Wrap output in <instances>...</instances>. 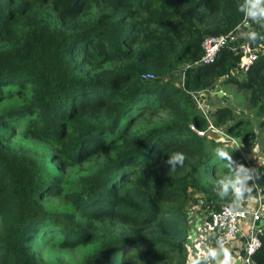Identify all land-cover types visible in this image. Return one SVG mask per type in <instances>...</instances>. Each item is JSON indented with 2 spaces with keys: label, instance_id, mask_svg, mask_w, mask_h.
Returning a JSON list of instances; mask_svg holds the SVG:
<instances>
[{
  "label": "trees",
  "instance_id": "16d2710c",
  "mask_svg": "<svg viewBox=\"0 0 264 264\" xmlns=\"http://www.w3.org/2000/svg\"><path fill=\"white\" fill-rule=\"evenodd\" d=\"M240 2L0 0V98L7 85L28 83L30 91L28 102L7 109L6 116L29 115L30 133L59 144L57 154L67 164L103 153L64 193L70 208L50 212L42 198L60 189V178L31 156L6 151L0 139V264H40L32 242L52 239L53 232L64 246L93 241L83 264L192 262L186 213L191 192H201L208 211L232 203L217 195L228 168L214 149L223 144L191 127L202 129L209 113L218 121L232 109L216 106L204 113L193 91L224 76L223 84L232 82L246 92L249 107L264 114V52L242 77L236 71L240 52L231 44H224L212 62H198L203 37L245 22L237 11ZM90 6L96 8L93 14ZM79 57L113 65L106 74L91 76ZM183 62L190 65L178 85L165 73ZM147 72L153 76L144 77ZM159 112H167V118L131 130L143 114ZM228 150L249 167L235 149ZM175 152L186 159L172 169L165 161ZM220 161L221 175L212 180ZM258 170L264 183V165ZM259 235L253 259L264 264V231Z\"/></svg>",
  "mask_w": 264,
  "mask_h": 264
},
{
  "label": "rangeland",
  "instance_id": "374dc122",
  "mask_svg": "<svg viewBox=\"0 0 264 264\" xmlns=\"http://www.w3.org/2000/svg\"><path fill=\"white\" fill-rule=\"evenodd\" d=\"M95 9V7L90 6V14H93ZM89 16L92 17V15ZM246 22L251 25V30L260 33V31L264 29V27L248 21H245L243 25ZM248 30L249 28H245V32H242L246 33ZM79 60L83 62L82 69L88 71L91 76L100 77L106 74L107 70L113 65V62L109 64V61L106 63H99L96 62V60L83 61L80 57ZM186 65H190V63L183 62L175 64L168 69L165 76L174 83L181 85ZM238 76L242 77V73ZM223 78L224 76L218 77L208 88L193 91L195 102L202 111L204 110L209 113L216 106H229L232 109V114L230 116H221L218 121L216 118L211 117L209 113L208 124L202 129L207 139L226 142L230 147L235 149L245 161H248L249 167L258 169L260 166L264 165V114H256L255 110L251 109L248 105L246 92L238 89L232 82L223 84L221 81ZM16 86L17 87H15L14 84V86L7 85L4 87V96L0 98L1 142L6 151L21 152L31 156L42 165L44 171L52 175H57L60 178V189H57L53 194L43 196L42 202L45 208L50 212H63L70 208V202L65 197L64 193L70 189H74L79 177L83 173L88 172L92 166L101 160L103 153L96 151V153L90 155L88 159L81 162L72 164L65 163L57 154L59 144L46 139L36 138L30 133L28 128L29 115L19 120H14L6 116L7 109L23 105L27 103L30 98L28 83L22 84V87H19V84H16ZM147 115L148 118L146 119ZM155 115L156 116L151 117L149 113L143 114L145 117L140 118L139 122L131 126V130L137 128L144 130V126L146 127L148 124L159 123L160 119H166L168 116L167 112H159ZM215 121H217V123ZM233 123L234 126L232 129L228 130L229 125ZM244 134L245 139H243ZM223 166L224 162H218L215 172L210 176L212 180L217 179L218 175H221ZM223 174H227V172L223 171ZM220 178L221 176H219V179ZM255 185H257L258 188L255 189V193L250 197V200L254 201L260 194L262 196L260 223H262L264 229V183H260V180H258ZM200 193L201 192H195L194 190L191 192L193 200H189L186 210L188 227H191L187 241V253L192 262H188V264H193V262L197 260H199L200 264H217V261L211 258L207 260L204 259L205 254L210 248L207 247V251H205L206 249L204 250L201 247L202 242L205 243V246H208L209 240H205L204 229H202L203 234L199 233L202 223L200 222L197 224L198 219L202 217L201 212L206 210L203 205L205 201L201 198L202 196ZM194 198L196 199L194 200ZM204 217L206 216L204 215ZM110 222L111 221L107 222L106 225L110 224ZM90 224L87 225L89 226ZM100 226H98V228ZM242 231L243 228H241V232ZM49 235H54V237L52 239L38 238L34 239L32 242V250L40 264H83L84 257L94 247V243L91 240L84 241L75 246H64L56 240L58 235L56 232L50 233ZM211 244V248H215L216 244L212 242ZM227 245H230V242L227 243ZM220 257L219 259L222 260L223 258ZM240 257L241 256H238L237 259Z\"/></svg>",
  "mask_w": 264,
  "mask_h": 264
},
{
  "label": "built area",
  "instance_id": "2783aa9c",
  "mask_svg": "<svg viewBox=\"0 0 264 264\" xmlns=\"http://www.w3.org/2000/svg\"><path fill=\"white\" fill-rule=\"evenodd\" d=\"M244 21H246L244 19ZM244 23V22H243ZM243 23L236 28L222 34H212L203 37L201 41L202 54L199 58L200 63L212 62L220 48L224 44H231L232 48L237 49L240 52V58L236 71L245 72L248 67L256 60L260 52H264V45L261 42H252L247 38H242L240 41H236L238 37L243 33ZM245 24H248L247 22ZM144 77H152L151 72L143 74ZM204 113H207L203 110ZM194 128L199 134H204L203 129H199L193 124ZM258 186H256V189ZM254 201L248 198L245 204L239 206H233L232 203H222L219 207L213 208L205 214L206 217L198 219L199 224L203 219L205 240H209L208 246L205 243H201V247L207 251V247L211 248L212 243L216 244L215 248L220 247V242L223 243V247L228 250L231 255L234 264H255L253 254L261 246L260 233L264 231L262 223H260L261 209H262V196ZM198 226V225H196ZM246 226L247 235L244 244L241 246V257L234 255V252L238 253V250H233L227 243L230 242L241 232V228ZM194 233V232H193ZM196 233V232H195ZM220 258H223L222 255Z\"/></svg>",
  "mask_w": 264,
  "mask_h": 264
},
{
  "label": "clouds",
  "instance_id": "9594fccd",
  "mask_svg": "<svg viewBox=\"0 0 264 264\" xmlns=\"http://www.w3.org/2000/svg\"><path fill=\"white\" fill-rule=\"evenodd\" d=\"M237 11L243 14L246 21L264 27V0H241L237 4ZM245 27L249 28L244 34L248 40L252 42L264 41V34L251 30L250 24H245ZM217 143L223 144V146L214 149L215 155L218 159L223 160L228 168L227 174L218 181L217 195L221 199L231 198L232 205L234 207L239 206L246 195H251L254 185L260 179L261 173L254 167H248L244 163L234 160L226 142L218 141ZM185 159L186 157L182 152H175L165 163L175 169L178 165L183 166ZM221 255H223L222 260L219 259ZM209 258L216 260L217 264H234L230 253L223 247L222 242H220L218 249L210 248L208 250L204 259L207 260ZM193 264H200V262L197 260Z\"/></svg>",
  "mask_w": 264,
  "mask_h": 264
},
{
  "label": "crops",
  "instance_id": "0c3cea01",
  "mask_svg": "<svg viewBox=\"0 0 264 264\" xmlns=\"http://www.w3.org/2000/svg\"><path fill=\"white\" fill-rule=\"evenodd\" d=\"M207 211V209L206 210H204V212L202 211L201 212V216L202 217H204V215L207 213L206 212ZM205 213V214H204ZM263 224H264V222H263ZM202 229H204V227H201V231L199 232V233H202L203 234V232H202ZM246 235H247V228H246V226H244L243 227V231L242 232H240L236 237H235V239H233L232 241H231V244H230V246H231V248L233 249V250H238V253H236V252H234V255H236V256H241L240 254H241V246L244 244V242H245V240H246Z\"/></svg>",
  "mask_w": 264,
  "mask_h": 264
}]
</instances>
